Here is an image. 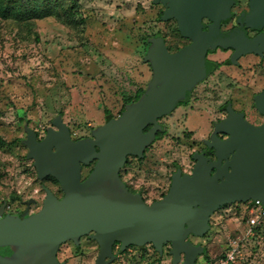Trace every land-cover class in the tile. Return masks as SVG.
I'll use <instances>...</instances> for the list:
<instances>
[{
  "label": "water",
  "instance_id": "1",
  "mask_svg": "<svg viewBox=\"0 0 264 264\" xmlns=\"http://www.w3.org/2000/svg\"><path fill=\"white\" fill-rule=\"evenodd\" d=\"M249 1L250 11L240 15V27L224 32L221 23L230 16L234 0H153L165 7L162 20H177L182 35L192 42L170 52L163 36L148 39L143 60L150 64L152 77L138 100L93 128L90 137L73 139L62 114L42 138L25 124L27 158L39 178H55L64 195L60 198L46 188L42 208L31 214L29 208L21 215L6 213V203L0 205V248L11 250L9 255L0 253V264H67L58 259L61 246L70 241L78 245L84 236L99 245L95 264L113 263L116 243L121 250L152 244L161 255L170 244L172 264H197L206 249L189 236H204L219 208L258 199L264 204V122L251 123L231 105L228 116L215 123L209 141L216 159L195 152L192 172L179 167L161 199L147 203L121 177L128 157L143 156L156 139L162 129L158 120L207 75L209 49L233 48L237 59L264 45V34L250 39L246 31L264 25V0ZM204 18L213 21L208 30ZM254 100L264 115V90ZM219 133L228 138L221 139ZM93 162L83 179V166Z\"/></svg>",
  "mask_w": 264,
  "mask_h": 264
},
{
  "label": "rangeland",
  "instance_id": "2",
  "mask_svg": "<svg viewBox=\"0 0 264 264\" xmlns=\"http://www.w3.org/2000/svg\"><path fill=\"white\" fill-rule=\"evenodd\" d=\"M77 13L70 24L54 16L29 22L0 19V205L11 211L25 209V201L35 199L31 212H38L46 188L61 197L59 182L39 178L28 148L21 139L28 123L39 137L45 136L59 114L70 126L73 139L90 137L93 128L105 123V110L118 116L127 97H134L152 77L143 57L146 40L161 34L171 51L188 43L178 31L176 21H163V5L153 0H75ZM246 6V0L236 10ZM229 52L211 55L224 60ZM264 89V60L248 55L238 66H226L213 73L194 91L190 105L161 119L168 133L160 136L143 159L129 157L121 170L133 191L148 203L162 198L171 185L177 167L190 172L192 154L201 150L213 122L223 117L222 105L231 100L256 124L263 117L253 97ZM90 168L84 170V176ZM247 202H235L217 210L212 228L202 242L210 256H217L227 245V234L242 230ZM99 249L93 241L73 246L68 242L59 250L60 260L68 264H95ZM258 254H262V256ZM204 255L199 264H205ZM148 257L172 264L168 252L156 250ZM264 262V240L253 249L249 264Z\"/></svg>",
  "mask_w": 264,
  "mask_h": 264
},
{
  "label": "flooded vegetation",
  "instance_id": "3",
  "mask_svg": "<svg viewBox=\"0 0 264 264\" xmlns=\"http://www.w3.org/2000/svg\"><path fill=\"white\" fill-rule=\"evenodd\" d=\"M242 3H243V0H234V4L231 6V9H230V16L228 17V18H226V19H224L223 21H222V23H221V29H222V31H224V32H227V31H230V30H233V29H235V28H238V27H240V22H239V17H240V15L242 14V13H246V12H249L250 11V1L249 0H246V6L244 7V8H242L240 11H238V10H236V8H238V7H240L241 5H242ZM162 5V4H161ZM165 9V7L163 6V9H162V12H163V10ZM168 21H176L177 22V20H175V19H171V20H168ZM213 21L211 20V19H209V18H204L203 19V23H204V30H208L209 29V25L212 23ZM177 27H178V31H179V33L181 34V36L183 37V38H185V39H187L188 40V43H186L185 45H183V46H181V47H179V48H177L175 51H171L170 50V48H169V46H168V44H167V41H166V38L163 36V35H161V34H159L160 36H163L164 38H165V41H166V44H167V46H168V49H169V51L170 52H176V51H178V50H180L181 48H183L184 46H186V45H188V44H190L191 42H192V40L190 39V38H188V37H185V36H183L182 35V33L180 32V30H179V25H178V22H177ZM246 31H247V35H248V37L250 38V39H253V38H255V37H257V36H259V35H261V34H264V25H261V26H259V27H257V28H252V27H247L246 28ZM157 36V35H156ZM150 38V37H149ZM148 38V39H149ZM148 42V41H147ZM148 46H149V42H148V45H147V49H148ZM259 46H260V44H259ZM147 49H146V51H147ZM223 52V53H226V52H229V56L227 57V58H225L224 60H216V59H213V58H211V55H214V54H216L217 52ZM234 52H235V49H233V48H229V47H217V48H214V49H209V51H208V53H207V56H206V59L208 60V62L210 63V69L208 70V73H207V75L200 81V82H198L192 89H191V91L189 92V95L185 98V99H183V100H181L180 102H179V104L177 105V107L171 112V113H169V114H167V115H165V116H163V117H161L158 121L160 122V124L162 125V129L161 130H163L165 127H166V129H167V133H168V126L165 124V123H162L161 122V119L162 118H164V117H166V116H170L171 114H173L175 111H177L178 109H180V108H184V107H187V106H189L190 105V101H191V99H192V96H193V94H194V91H195V89L201 84V83H203L204 81H206L209 77H211L212 75H213V73H215L216 71H218L220 68H222V67H226V66H238L239 65V63H240V60L243 58V57H245V56H248V55H254V56H257L258 58H259V60L260 61H262V60H264V45L261 47L260 46V49L259 50H257V51H255V52H250V53H245V54H243V55H241L239 58H237V59H233V55H234ZM147 64H149V63H147ZM150 65V64H149ZM150 68H151V66H150ZM152 70V69H151ZM147 87V86H146ZM264 90V89H263ZM262 90V91H263ZM262 91H260L259 93H261ZM259 93H257V94H259ZM257 94H255L254 95V97H253V104H254V107H255V100H254V98H255V96L257 95ZM228 105H231L236 111H239V112H245V114H246V118L248 119V116H247V113H246V111H244V110H238V109H236L235 108V106H234V104H233V102L231 101V100H228L227 102H225L223 105H222V111H223V117H221V118H219V119H217V120H215L214 122H213V126H212V129H211V132H210V134H209V136H208V138H204L203 139V143H204V147L201 149V150H198V151H195V152H204L205 153V155L206 156H208L210 159H212V160H215L216 159V156H215V150H214V148H212V147H210L209 146V141H210V138H211V135H212V133H213V131H214V127H215V123H217V122H219V121H221V120H223L224 118H226L227 116H228V110H227V107H228ZM256 108V107H255ZM256 110H257V108H256ZM258 111V110H257ZM259 112V111H258ZM260 113V112H259ZM261 114V113H260ZM261 116L263 117V119H264V115H262L261 114ZM249 120V119H248ZM107 120H105V122H106ZM250 121V120H249ZM251 122V121H250ZM263 122H264V120H263ZM263 122H261L260 124H262ZM251 123H253V122H251ZM253 124H256V123H253ZM260 124H256V125H260ZM152 127V125H150V126H148L147 128H146V130H149L150 128ZM160 130V131H161ZM159 131V132H160ZM158 132V133H159ZM158 133H157V135H158ZM167 133H165V134H167ZM164 134V135H165ZM219 136H220V138L221 139H226V138H228V135L227 134H224V133H219ZM157 140V136H156V139L154 140V142ZM153 142V143H154ZM152 143V144H153ZM151 144V145H152ZM150 145V146H151ZM149 146V147H150ZM148 147V148H149ZM147 148V149H148ZM146 149V150H147ZM146 150H145V152H146ZM194 152V153H195ZM193 153V154H194ZM193 154H192V159H193ZM133 157V156H132ZM134 157H136V158H138V156H134ZM194 160V159H193ZM195 162H194V165H195V163H196V160H194ZM94 164H95V162H93V163H91L90 165H88V166H83V179H85L87 176H88V174L90 173V171L93 169V166H94ZM180 166H178L177 167V169L179 168ZM86 168H90V170H89V172H88V174L86 175V176H84V170L86 169ZM181 168V167H180ZM176 169V170H177ZM182 169V168H181ZM183 170V169H182ZM192 170H193V168H192ZM192 170L190 171V172H186V171H184L183 170V172L184 173H191L192 172ZM174 174V173H173ZM173 176V175H172ZM49 177H52V176H49ZM121 177H122V174H121ZM48 178V177H47ZM46 179V178H45ZM122 179H123V177H122ZM123 181L127 184V182L123 179ZM171 181H172V178H171ZM127 186H128V188L131 190V191H133L132 189H131V187L127 184ZM170 188V187H169ZM133 192H136V191H133ZM142 194V193H141ZM165 195V194H164ZM164 195H162V197L164 196ZM142 196H143V194H142ZM61 197H63V196H61ZM60 197V198H61ZM143 198L145 199V197L143 196ZM146 200V199H145ZM156 201V200H155ZM147 202V201H146ZM154 202V201H153ZM6 203V202H5ZM148 203V202H147ZM33 204V203H32ZM31 204V205H32ZM25 205H26V207H25V209H23L22 211H20V212H14V211H11L10 210V207L7 205V203H6V208H5V212L6 213H8V212H11V213H14V214H16V215H21L24 211H26L28 208H29V211H30V214L31 213H35V212H31V205L30 206H28L27 204H26V201H25ZM225 206V205H224ZM224 206H222L221 208H219V209H222ZM218 209V210H219ZM213 216V215H212ZM212 216H211V218H212ZM210 225H212L211 224V220H210ZM211 228H212V226L210 227V229L208 230V232L204 235V236H202V237H198V236H194V235H190L189 236V238L194 242V238H203V237H205L208 233H209V231L211 230ZM85 239L86 240H90V241H93V242H95V244L97 245V249H99V245H98V243L94 240V239H91V238H89L88 236H84V237H82L81 239H80V243L82 242H84L85 241ZM72 244H73V246L75 245V246H77L74 242H72V241H70ZM68 243V242H67ZM195 244H199V243H201L202 245H203V243L202 242H200V241H198V242H194ZM66 244V243H65ZM63 246V245H62ZM62 246H61V248H62ZM204 247H206L205 245H203ZM121 247V245H120V243H116L115 244V246H114V253L115 254H117V252L119 251V248ZM60 248V249H61ZM206 249V248H205ZM0 253H2V254H4V255H9L10 253H11V250H10V248H8V247H6V248H0ZM58 259H59V257H58ZM59 261L60 262H63V261H65L67 264H68V262L66 261V260H60L59 259ZM96 261V260H95Z\"/></svg>",
  "mask_w": 264,
  "mask_h": 264
},
{
  "label": "built area",
  "instance_id": "4",
  "mask_svg": "<svg viewBox=\"0 0 264 264\" xmlns=\"http://www.w3.org/2000/svg\"><path fill=\"white\" fill-rule=\"evenodd\" d=\"M247 203H249L247 206L248 211L242 219V230L237 229L235 234L231 232L227 234V245L215 259L214 264H249L253 249H260L264 240V204L259 199ZM211 226L214 228L217 225ZM120 249L116 254L115 261L111 264H162V262L152 261L148 257V254L156 250L152 244L129 246L126 250ZM170 249V244L165 245L164 253L168 252L170 254ZM164 253L162 255L159 253V255L163 256ZM258 255L259 257L262 256V254ZM205 264L212 263L205 262ZM257 264H264V262L259 258Z\"/></svg>",
  "mask_w": 264,
  "mask_h": 264
},
{
  "label": "trees",
  "instance_id": "5",
  "mask_svg": "<svg viewBox=\"0 0 264 264\" xmlns=\"http://www.w3.org/2000/svg\"><path fill=\"white\" fill-rule=\"evenodd\" d=\"M77 11L78 9L76 7L75 0H0V19L3 20L11 19L18 22H29L32 20L43 19L46 17L54 16L59 20L63 21L64 23L70 24L71 21L74 19V15L77 13ZM161 16H162V12L160 14V19L162 20ZM147 41L148 39L146 40V49L148 45ZM145 89L146 87H141L139 88V90L137 91L134 97H127L124 106L119 112V115L124 110L126 104L138 100ZM105 117L106 120H109L110 118L115 116L110 110L106 109ZM165 133H167L166 127L158 133L157 139L160 136L164 135ZM20 141L23 142V139H21ZM0 142H4V140L1 137H0ZM144 156L145 154L138 158L143 159ZM128 161L129 159L127 160V162ZM244 219L246 220V218ZM221 253L222 252H220V254ZM220 254H218L215 257L210 256L206 249V253L204 254L203 257L205 262H211L212 264H214L215 259ZM197 264H199L198 259H197Z\"/></svg>",
  "mask_w": 264,
  "mask_h": 264
}]
</instances>
